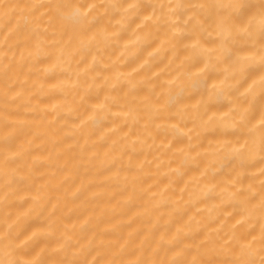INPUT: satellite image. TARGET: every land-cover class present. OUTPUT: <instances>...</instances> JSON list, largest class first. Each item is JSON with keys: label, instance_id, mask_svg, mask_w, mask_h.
<instances>
[{"label": "bare ground", "instance_id": "6f19581e", "mask_svg": "<svg viewBox=\"0 0 264 264\" xmlns=\"http://www.w3.org/2000/svg\"><path fill=\"white\" fill-rule=\"evenodd\" d=\"M0 264H264V0H0Z\"/></svg>", "mask_w": 264, "mask_h": 264}]
</instances>
